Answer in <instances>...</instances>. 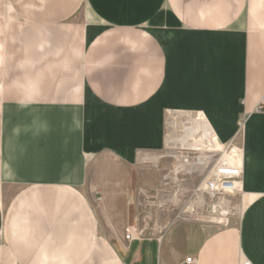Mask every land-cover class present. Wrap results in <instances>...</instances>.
<instances>
[{
	"label": "crops",
	"instance_id": "1",
	"mask_svg": "<svg viewBox=\"0 0 264 264\" xmlns=\"http://www.w3.org/2000/svg\"><path fill=\"white\" fill-rule=\"evenodd\" d=\"M263 95L264 0H0V264H264ZM171 113L239 150L243 209L127 240L88 171L164 150Z\"/></svg>",
	"mask_w": 264,
	"mask_h": 264
},
{
	"label": "rangeland",
	"instance_id": "2",
	"mask_svg": "<svg viewBox=\"0 0 264 264\" xmlns=\"http://www.w3.org/2000/svg\"><path fill=\"white\" fill-rule=\"evenodd\" d=\"M176 117L167 116L166 141L177 139L187 128ZM191 118L195 119L194 115ZM185 147L169 149L166 144L157 154L140 155L129 169L89 170V183L96 180V173L100 183H104L97 192L87 193L101 221L109 216L113 225L123 223L125 229L133 227L144 232H140L141 236H151L155 227L164 229L177 222L200 221L204 225L225 227L229 220L238 218L243 209L241 198L236 200L237 208L227 224H217L218 215L206 217L196 213L197 190L219 155L216 150L203 146L194 150L187 149L188 144ZM198 157L207 158V163L198 165Z\"/></svg>",
	"mask_w": 264,
	"mask_h": 264
},
{
	"label": "built area",
	"instance_id": "3",
	"mask_svg": "<svg viewBox=\"0 0 264 264\" xmlns=\"http://www.w3.org/2000/svg\"><path fill=\"white\" fill-rule=\"evenodd\" d=\"M264 110V95L259 99L254 107V111L260 113ZM179 114V113H178ZM177 113L169 114L171 118L176 117ZM189 116L194 115L195 119H203L201 114L180 113ZM191 120L189 123H191ZM238 126H242L239 122ZM214 150L218 153V158L209 168L203 183L198 191V203L196 213L200 216H219L217 224H227L230 217L234 214L238 195L242 192L241 176L242 164L239 150L231 145L218 144L213 137ZM201 223L200 221H195ZM142 237L136 229L125 233V239L133 240ZM192 259H185V264H191ZM240 264H251L248 260L242 259Z\"/></svg>",
	"mask_w": 264,
	"mask_h": 264
},
{
	"label": "bare ground",
	"instance_id": "4",
	"mask_svg": "<svg viewBox=\"0 0 264 264\" xmlns=\"http://www.w3.org/2000/svg\"><path fill=\"white\" fill-rule=\"evenodd\" d=\"M189 118H190L189 116H183L182 114L177 115L176 120L177 121L180 120L179 122L181 123L182 127L187 126V128L184 127L185 129H184L183 134H181L177 139H167L166 144L169 149H175V148L176 149H180V148L186 149L185 146L187 144L189 146V148L187 149L194 150L197 147L200 148L201 142H200V137H199V122L197 119L191 120ZM190 120H191V123H189ZM209 150H212V149H209ZM206 161H208V159L204 157H198L196 160L198 165L206 164L207 163ZM180 167L182 168L183 165L178 166L175 173L178 172V169Z\"/></svg>",
	"mask_w": 264,
	"mask_h": 264
}]
</instances>
